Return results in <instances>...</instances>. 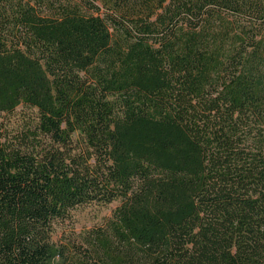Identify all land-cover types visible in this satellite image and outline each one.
Masks as SVG:
<instances>
[{
  "label": "trees",
  "instance_id": "obj_1",
  "mask_svg": "<svg viewBox=\"0 0 264 264\" xmlns=\"http://www.w3.org/2000/svg\"><path fill=\"white\" fill-rule=\"evenodd\" d=\"M0 264H264V0H0Z\"/></svg>",
  "mask_w": 264,
  "mask_h": 264
},
{
  "label": "rangeland",
  "instance_id": "obj_2",
  "mask_svg": "<svg viewBox=\"0 0 264 264\" xmlns=\"http://www.w3.org/2000/svg\"><path fill=\"white\" fill-rule=\"evenodd\" d=\"M118 205V202H113L106 207L91 205L73 211L71 213L72 223H65L63 226L57 227L54 240L67 245L71 253L75 251L73 246L82 253L86 252L92 232L103 226L105 220L110 218Z\"/></svg>",
  "mask_w": 264,
  "mask_h": 264
}]
</instances>
